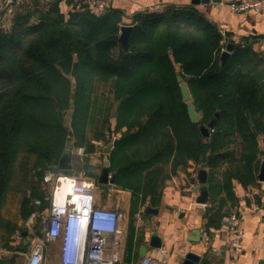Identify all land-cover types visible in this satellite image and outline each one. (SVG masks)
Wrapping results in <instances>:
<instances>
[{
  "label": "trees",
  "instance_id": "trees-1",
  "mask_svg": "<svg viewBox=\"0 0 264 264\" xmlns=\"http://www.w3.org/2000/svg\"><path fill=\"white\" fill-rule=\"evenodd\" d=\"M61 1L21 3L0 29V249L29 250L24 242L9 246L17 225L2 216L16 171L24 180L30 175L23 221L36 209L33 201L47 208L49 192L40 183L69 138V148L84 154L95 151L91 141L112 142L109 173L117 188L134 192L135 203L159 201L165 168L171 176L189 162L205 169V229H219L238 202L234 183L258 185L264 55L238 44L222 64L228 38L194 10L175 7L134 16L125 52L120 10L81 4L65 17ZM177 77L188 86L196 122ZM210 121L204 136L198 127ZM78 167L87 169L86 158L73 160ZM22 263L16 254L0 256V264Z\"/></svg>",
  "mask_w": 264,
  "mask_h": 264
},
{
  "label": "crops",
  "instance_id": "crops-1",
  "mask_svg": "<svg viewBox=\"0 0 264 264\" xmlns=\"http://www.w3.org/2000/svg\"><path fill=\"white\" fill-rule=\"evenodd\" d=\"M14 1L16 6L21 3L26 6L33 4L32 0ZM37 1L41 6L49 0ZM101 1L104 3L102 10L112 8L123 13L122 25H131L134 16L146 12L152 6H159L160 10L167 7L192 9L213 23L222 35L228 38L227 44L232 43L235 48L238 44L247 43L253 52L260 56L264 55V8L259 12L249 10L242 14H234L226 5L211 0L206 3L197 0L196 4L193 3V0ZM261 1L264 2V0ZM81 4L89 6L88 0H62L59 3V8L66 17L70 10L79 8ZM12 17L13 14L9 18L4 17V19L10 21L11 24ZM91 143L95 147V151L91 153L84 154L83 149H70L71 171L73 172L71 176L93 184L92 195L96 208L119 215L120 233L115 242V250L119 256L117 264H139L144 256L157 251L147 247L153 229L156 230L157 236L161 240V249L168 253L167 264H182L188 253L199 257L198 264H227L229 259H234L236 264H264V183L258 182L255 187L257 194L250 198L244 197L249 188L244 189L240 184L234 183V193L238 198L237 204L223 218L219 229L207 231L203 218L207 204L199 205L195 202L198 195L196 188L199 187L197 182L199 167L189 162L186 168L178 169L172 176L168 174V168H165L160 179L159 201L156 204L151 203L150 197H146L143 201L135 203L134 192L130 189L117 188L114 183L108 184L107 187L97 183L96 180L104 166V157L111 152L113 143H108L112 144V147L107 155L103 153V149L108 144L101 141H91ZM258 144L264 155V136L259 138ZM73 158L78 160L86 158L87 169L83 170L78 167V170H74ZM90 176H96V178ZM47 187L51 188V185L43 181L40 183L41 189L47 190ZM26 188H28L29 194V185H26ZM50 193L51 190L49 196ZM28 194L26 191L24 196ZM21 199L18 205V220L13 222L17 225V229L11 235L9 242L11 247L18 245L14 242V235L21 233L23 236L24 233L21 229L22 221L19 219ZM148 208H150L149 211ZM230 215H234L240 220L243 231L238 253L235 256L228 254L225 245V240L230 238L226 229V219ZM0 250L7 252L1 253L0 256L14 254L11 253L14 251L8 248ZM49 250H56L54 264H59V244L54 243L48 248L45 264L48 261Z\"/></svg>",
  "mask_w": 264,
  "mask_h": 264
},
{
  "label": "built area",
  "instance_id": "built-area-1",
  "mask_svg": "<svg viewBox=\"0 0 264 264\" xmlns=\"http://www.w3.org/2000/svg\"><path fill=\"white\" fill-rule=\"evenodd\" d=\"M224 4L234 14H242L253 10L259 12L264 8L261 0H211ZM88 4L95 10H102L104 3L101 0H88ZM16 6L14 0H0V29L10 25L4 17H10ZM160 11L159 6H152L147 12ZM43 182L51 185L48 206L39 210V200L33 201L36 208L21 223V229L26 233H16L14 242L27 243L30 250L27 252L14 251L11 253L23 257L22 264H45L48 248L54 243L59 244V264H117L119 256L115 250V242L120 233L118 225L119 215L96 208L93 200V184L86 180H79L72 176L47 173ZM63 192L61 193V190ZM257 194L256 188H249L244 194L250 198ZM87 222L82 241L74 249L68 246L67 226L69 222ZM226 229L230 238L225 240L228 254L235 256L243 234L240 220L230 215L226 219ZM207 239V238H205ZM144 256L139 264H167L168 253L164 249ZM1 253H7L0 250ZM227 264H236L229 259Z\"/></svg>",
  "mask_w": 264,
  "mask_h": 264
},
{
  "label": "water",
  "instance_id": "water-1",
  "mask_svg": "<svg viewBox=\"0 0 264 264\" xmlns=\"http://www.w3.org/2000/svg\"><path fill=\"white\" fill-rule=\"evenodd\" d=\"M209 0H201V2L206 3ZM193 3H198L197 0H193ZM137 27V25H121L119 30V42L121 43L123 50L125 52L128 51V37L131 32V30ZM234 50V46L232 43H229L226 45L225 49L220 54V61L225 63L227 59L230 57ZM177 81L179 82V90L181 93L182 101L184 102L186 106L187 115L190 121L196 122L199 119V114L195 111L194 106L192 104L191 94L188 89L187 84L181 79V77H177ZM218 113L215 115L217 116ZM213 126V121H210L207 126L200 125L198 128L202 135L207 136L208 130L211 129ZM70 138L67 141V146L64 148L62 155L60 156L59 160L57 161V164L55 166L51 167V172L56 174L60 171H70L72 169L71 166V150L69 148L70 144ZM112 147V144H108L106 148L103 149V153L107 155ZM109 162L107 159V156L104 157V166L100 172V175L97 178V183L103 187H107L108 184L114 183V176H110L109 174ZM257 181L259 183H264V155L263 158L260 161L258 173H257ZM197 182L199 184V187L196 188V191L198 192V195L196 197L195 202L199 205H206L208 202V189H207V171L203 168H200L197 173ZM150 208H148V211ZM23 236H26V233H23ZM147 247L153 248V249H159L161 248V240L157 236V232L155 229L151 231V237L149 242L147 243ZM145 250V248H144ZM143 252V251H142ZM199 263V257L193 253L186 254L184 261L182 264H198Z\"/></svg>",
  "mask_w": 264,
  "mask_h": 264
},
{
  "label": "rangeland",
  "instance_id": "rangeland-1",
  "mask_svg": "<svg viewBox=\"0 0 264 264\" xmlns=\"http://www.w3.org/2000/svg\"><path fill=\"white\" fill-rule=\"evenodd\" d=\"M16 178L12 182V187L9 190L6 202L2 211V216L4 222H15L18 220V205L19 201L24 196V193L27 191L26 185H29L30 175H27L24 180V174L22 172L16 171ZM48 192L51 190L50 187H47ZM57 248V247H56ZM52 249V248H51ZM56 250H49V256L47 264H54L56 261Z\"/></svg>",
  "mask_w": 264,
  "mask_h": 264
},
{
  "label": "clouds",
  "instance_id": "clouds-1",
  "mask_svg": "<svg viewBox=\"0 0 264 264\" xmlns=\"http://www.w3.org/2000/svg\"><path fill=\"white\" fill-rule=\"evenodd\" d=\"M87 222L76 221L69 222L67 226V243L71 249H74L79 241L83 239Z\"/></svg>",
  "mask_w": 264,
  "mask_h": 264
},
{
  "label": "bare ground",
  "instance_id": "bare-ground-1",
  "mask_svg": "<svg viewBox=\"0 0 264 264\" xmlns=\"http://www.w3.org/2000/svg\"><path fill=\"white\" fill-rule=\"evenodd\" d=\"M63 192V189L61 190V193Z\"/></svg>",
  "mask_w": 264,
  "mask_h": 264
}]
</instances>
